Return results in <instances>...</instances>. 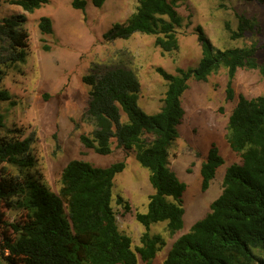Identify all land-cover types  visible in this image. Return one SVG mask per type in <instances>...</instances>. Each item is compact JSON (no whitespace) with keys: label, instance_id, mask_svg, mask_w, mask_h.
Here are the masks:
<instances>
[{"label":"trees","instance_id":"obj_1","mask_svg":"<svg viewBox=\"0 0 264 264\" xmlns=\"http://www.w3.org/2000/svg\"><path fill=\"white\" fill-rule=\"evenodd\" d=\"M47 1L9 0L27 11ZM94 2L101 5L104 0ZM73 6L84 9L86 0H73ZM24 18L18 14L0 19V82L18 62H26L30 34L22 25ZM183 21L178 0H137L128 22L116 23L106 35L152 34L155 45L168 52L179 47L177 28ZM226 28L231 38L239 39L260 29V23L238 14L237 28L228 22ZM40 29L43 34L52 32L50 17L41 18ZM196 30L202 49L197 67H178L176 74L156 68L167 81L163 106L156 113H148L138 104L141 84L124 57L126 51L116 60L95 65L83 78L93 86L85 117L95 126L91 133L80 135L83 144L97 153L110 154L116 138L119 146L134 150L150 171L155 192L149 197L147 211L136 213L145 230L135 248L131 236L120 229L112 205L114 179L124 170L125 160L98 166L71 159L61 172L59 190L54 191L31 173L35 164L32 138H20L17 129L6 127L0 110V128L7 129L0 136V168H7L0 177V264H137L138 254L150 262L165 244L161 234L151 233V225L167 220L166 230L172 235L183 227L182 197L187 184L171 169L168 156L169 146L179 134L176 125L185 114L181 96L188 88L187 80H207L224 67L229 78L227 98L232 99L238 69H256L264 75L256 41L221 49L201 25ZM10 97L6 89H0V100ZM227 129V140L241 162L228 167L223 190L211 203V210L175 240L163 264H264V94L247 97L240 93ZM223 162L213 144L201 167L203 189L209 187ZM117 200L131 210L123 197ZM4 205L19 209L21 219L7 221Z\"/></svg>","mask_w":264,"mask_h":264},{"label":"rangeland","instance_id":"obj_2","mask_svg":"<svg viewBox=\"0 0 264 264\" xmlns=\"http://www.w3.org/2000/svg\"><path fill=\"white\" fill-rule=\"evenodd\" d=\"M136 6L137 0H104L101 5L86 0L85 8L81 9L73 6V0H48L27 11L9 0L0 3V19L24 14L22 25L30 34L26 62H18L0 82V89H6L11 96L0 100L6 127L17 129L15 134L20 138H32L35 164L31 173L54 191L59 190L61 172L71 159L98 166L125 160L124 170L114 179L112 205L120 229L132 238L133 248L140 244L145 230L136 213L147 211L149 197L155 192L150 171L139 162L134 150L119 146L116 138L110 154L97 153L83 144L80 135L95 128L85 117L93 86L83 80L84 76L91 74L95 65L116 60L126 51L124 57L141 84L138 104L146 112L156 113L163 106L167 89V81L156 68L163 67L176 74L178 67L198 66L202 56L198 25L221 49L256 41L260 46L257 58L264 62V3L259 0H178V11L184 17L182 26L177 28L179 47L168 52L155 45L152 34L135 32L129 38L106 35L116 23L126 24ZM238 14L256 18L260 29L239 39L231 38L226 23L236 29ZM43 16L52 20L51 33L43 34L40 29ZM228 80L224 67L212 72L207 80L194 77L187 80L188 88L181 96L185 114L176 125L179 134L169 146L168 156L171 169L187 184L182 197L184 225L172 235L166 230L167 220L153 223L151 233L161 234L165 244L150 262L138 254L137 264H163L175 240L211 210V203L223 190L228 167L241 162L240 154L227 140L229 116L240 93L247 97L264 94V75L256 69H238L232 99L227 98ZM6 133V128H0V136ZM213 144L224 162L209 187L203 189L201 167ZM6 169L0 168V177ZM119 196L131 204V210L125 209L124 202H118ZM2 209L7 221L21 219L19 209L9 205Z\"/></svg>","mask_w":264,"mask_h":264}]
</instances>
